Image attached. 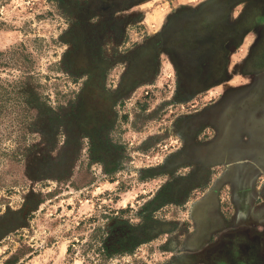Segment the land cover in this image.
I'll return each mask as SVG.
<instances>
[{
    "label": "rangeland",
    "instance_id": "rangeland-1",
    "mask_svg": "<svg viewBox=\"0 0 264 264\" xmlns=\"http://www.w3.org/2000/svg\"><path fill=\"white\" fill-rule=\"evenodd\" d=\"M262 13L264 0H0V264H202L195 247L226 241L206 212L231 211L247 167L251 106L228 104L264 97L262 75L207 74L250 69Z\"/></svg>",
    "mask_w": 264,
    "mask_h": 264
},
{
    "label": "crops",
    "instance_id": "crops-1",
    "mask_svg": "<svg viewBox=\"0 0 264 264\" xmlns=\"http://www.w3.org/2000/svg\"><path fill=\"white\" fill-rule=\"evenodd\" d=\"M252 56H248L243 65L247 62L249 70H240L239 73L230 74L229 77H256L264 76V37L258 44V47ZM250 52V53H251ZM251 55V54H250ZM262 68V69H261ZM230 69V68H229ZM232 80H227L224 85H229ZM228 87V86H227ZM230 89L234 87L227 88ZM256 89V88H255ZM259 92H263L264 84L258 85ZM234 90L231 92H235ZM256 91L251 88L241 91L238 101H231L232 108H239L245 102L247 106H251V118L243 121L242 125L248 129L246 135H243L242 144L244 150V158L246 161V169L242 175L235 173L233 183L230 185L231 193V211L226 214L214 212L208 209V222L213 224L218 221L227 226L222 232L226 241L222 244L212 246L207 249H198L195 246V252H201L202 264H264V117L256 114L254 111H260L264 97H261L260 104L256 103ZM235 96V95H234ZM232 96V97H234ZM248 98L254 100V104L247 101ZM236 102V103H235ZM249 109V108H248ZM254 110V111H253ZM245 139V141H244ZM239 141V139H235ZM242 149V152H243ZM238 150H228V155L234 157ZM235 161L237 159L235 158ZM235 164V162H233ZM218 202V200H217Z\"/></svg>",
    "mask_w": 264,
    "mask_h": 264
},
{
    "label": "trees",
    "instance_id": "trees-1",
    "mask_svg": "<svg viewBox=\"0 0 264 264\" xmlns=\"http://www.w3.org/2000/svg\"><path fill=\"white\" fill-rule=\"evenodd\" d=\"M260 17L261 18H259V25H263V27H264V18H262V17H264V14L262 13L261 15H260ZM248 18H249V16L245 19V20H243V21H241L239 24H237L236 25V29H235V32H234V34L233 35H228V37H231V38H238V36H241V34L243 35L246 31H244V30H246L247 28H248ZM202 25H203V22H201L200 23V28H202ZM198 29V28H197ZM191 33H192V29L190 28V27H188L187 28V30L185 29L184 30V33L183 32H181L180 33V38L181 37H185V41H186V38H188L190 35H191ZM184 41V42H185ZM215 51H218V48H215ZM262 55H264V52L262 53ZM218 62V59L216 58L215 60H214V63H217ZM213 64V60H211V65ZM216 65V64H215ZM217 66V65H216ZM262 69V68H261ZM208 76H210V77H213V76H218V75H222V76H227V73H224V74H219V73H217V70H210V72L207 74ZM191 76H193V75H191ZM263 92H264V89H263ZM251 104H254V102L253 103H250V105ZM244 105H246V102H245V104ZM243 107H241L240 109H242ZM244 109V108H243ZM113 236V235H112ZM124 241V239L123 238H120V239H118V242H120V243H122ZM128 241H130V237H128ZM112 246V248L111 249H114V247H115V244H112L111 245Z\"/></svg>",
    "mask_w": 264,
    "mask_h": 264
}]
</instances>
